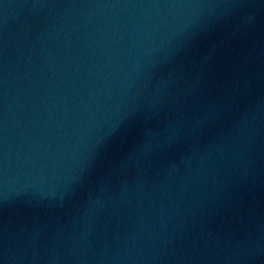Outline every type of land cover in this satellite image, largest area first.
Listing matches in <instances>:
<instances>
[{
    "label": "water",
    "instance_id": "obj_1",
    "mask_svg": "<svg viewBox=\"0 0 264 264\" xmlns=\"http://www.w3.org/2000/svg\"><path fill=\"white\" fill-rule=\"evenodd\" d=\"M0 264H264V0H0Z\"/></svg>",
    "mask_w": 264,
    "mask_h": 264
}]
</instances>
